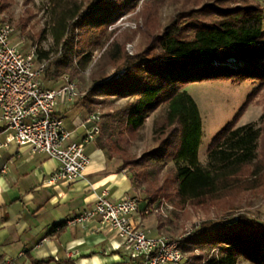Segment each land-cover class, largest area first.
Returning a JSON list of instances; mask_svg holds the SVG:
<instances>
[{
  "label": "trees",
  "instance_id": "trees-1",
  "mask_svg": "<svg viewBox=\"0 0 264 264\" xmlns=\"http://www.w3.org/2000/svg\"><path fill=\"white\" fill-rule=\"evenodd\" d=\"M165 6L171 12L162 19ZM48 7L55 49L36 50L38 61L47 60L43 81H51L53 69L75 81L91 65L89 87L74 107L82 103L91 113L112 98L132 99L125 110L115 111L118 119L107 114L94 144L107 158L121 161L119 170H127L134 191L145 194L144 205L211 206L229 218L213 229L211 222L202 223L181 241L189 264H238L240 259L264 264V222L237 211L247 196L264 198V1L48 0ZM28 14L19 19L21 27ZM125 16L135 29L116 25ZM135 36L129 54L126 46ZM94 50L100 52L95 61ZM216 81H250L257 87L211 139L203 166L198 158L201 116L185 89ZM252 102L263 105L258 121L237 126ZM160 109L153 121V147L136 156L131 147L147 115ZM168 162L173 167L164 171ZM156 217L162 228L165 218ZM63 227L65 222L51 232L58 234ZM28 258L29 264L53 261Z\"/></svg>",
  "mask_w": 264,
  "mask_h": 264
},
{
  "label": "crops",
  "instance_id": "crops-1",
  "mask_svg": "<svg viewBox=\"0 0 264 264\" xmlns=\"http://www.w3.org/2000/svg\"><path fill=\"white\" fill-rule=\"evenodd\" d=\"M70 127L65 125V108L59 113L68 132L79 140L85 131L88 114L82 103ZM90 165L82 180L74 184L48 185L46 180L57 168L56 160L34 153L29 146L6 143L0 127V258L4 263L29 264V258L74 261V264H141L131 258L123 242L98 223L85 226L65 225L54 234L51 228L89 209L97 196L111 200L137 196L127 170L120 171L121 161L107 158L92 142L86 146ZM144 203H140V209ZM148 217H135L139 226L158 234V222L146 224ZM21 255V257H20Z\"/></svg>",
  "mask_w": 264,
  "mask_h": 264
},
{
  "label": "built area",
  "instance_id": "built-area-1",
  "mask_svg": "<svg viewBox=\"0 0 264 264\" xmlns=\"http://www.w3.org/2000/svg\"><path fill=\"white\" fill-rule=\"evenodd\" d=\"M13 32L10 23L0 21V127L6 143L29 146L34 153L56 160L58 166L46 180L48 185L77 183L90 165L86 146L100 134V117L91 113L82 124L83 137L76 140L73 132L65 129L56 105L58 101L74 103L80 96L78 85L64 76L58 88L45 87L47 60L38 61L35 49L22 52L17 44H12ZM165 207L167 203L163 201L157 207L144 205L140 209L136 196L111 200L102 193L89 209L66 220L65 225L98 223L100 229L119 238L131 258L140 259L141 264H189L181 241L190 233L178 240L153 235L134 219L161 214Z\"/></svg>",
  "mask_w": 264,
  "mask_h": 264
},
{
  "label": "rangeland",
  "instance_id": "rangeland-1",
  "mask_svg": "<svg viewBox=\"0 0 264 264\" xmlns=\"http://www.w3.org/2000/svg\"><path fill=\"white\" fill-rule=\"evenodd\" d=\"M263 3L264 0H256ZM28 11L31 12V17L28 19L25 27L19 25V19L28 16ZM171 9L163 7L161 10L162 19H164ZM127 16L123 17L116 25L122 28L135 29V22L126 21ZM0 21H5L11 24L13 27V35L11 37V43L17 44L18 48L22 52H28L30 49L41 48L42 50H52L55 47L53 41L48 34L49 31V7L48 0H0ZM264 30V25H263ZM44 31L40 38L41 33ZM138 41V36H135L133 42L126 46V50L129 54L134 52L135 45ZM97 50L92 51V58L95 61L99 57ZM88 66L81 74L75 78V83L78 85L81 96L87 91L89 87V70ZM110 72L108 74H111ZM51 81H47L43 84L45 87L58 88L63 83V77L68 76L66 73L56 72L53 69L50 73ZM257 87V83L243 82L234 84L230 81H216V82H203L188 86L185 90L192 97L196 103L202 122V137L198 150V158L201 165L206 163V150L211 139L228 123L230 122L239 108L243 105L247 95ZM132 102L131 98H112L107 103L98 105L93 112L100 117V128L102 124L107 120V114H111L114 119H118L120 113L126 109L127 104ZM65 108L68 111L64 114L65 125L70 127L75 120L77 107L72 104H64L62 101H58L56 105V111L62 113ZM163 112V109L157 112L148 114L145 119V124L140 132V136L131 147V152L136 156H140L144 152L150 150L153 147V121L157 116ZM263 112V105H256L253 102L247 107L244 113L238 120L237 126L253 124L258 121ZM79 113V112H78ZM84 113L90 115L87 110ZM95 141V140H94ZM93 141V143H94ZM173 164L168 162L163 166V170L166 171L172 168ZM140 203H144L145 194H136ZM238 212H247L251 217H258L260 221L264 222V198L260 196H247L241 200L238 204ZM165 219L164 226L157 229L158 234L166 235L172 239L178 240L183 238L186 234H191L193 230L198 228L202 223L211 222L209 226L213 229L219 220H225L226 214L224 211L216 207L207 208H195L186 206L184 209H175L173 205L167 202V207L163 209L160 214ZM229 219V218H228ZM156 215L148 216L145 221L146 224L158 222ZM157 234V233H156ZM196 253V251H195ZM217 252L211 251L210 255H214ZM238 264H250L244 259H240Z\"/></svg>",
  "mask_w": 264,
  "mask_h": 264
}]
</instances>
